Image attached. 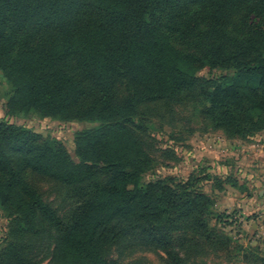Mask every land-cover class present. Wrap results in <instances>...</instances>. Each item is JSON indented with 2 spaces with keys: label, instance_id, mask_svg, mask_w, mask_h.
Returning a JSON list of instances; mask_svg holds the SVG:
<instances>
[{
  "label": "trees",
  "instance_id": "obj_1",
  "mask_svg": "<svg viewBox=\"0 0 264 264\" xmlns=\"http://www.w3.org/2000/svg\"><path fill=\"white\" fill-rule=\"evenodd\" d=\"M0 70L8 113L99 122L77 133V163L0 121V205L18 219L0 264H117L111 249L129 241L186 264L181 233L208 232L215 201L189 182L141 183L154 159L133 118L196 89L228 135L264 130V0H0ZM36 177L70 189L67 214Z\"/></svg>",
  "mask_w": 264,
  "mask_h": 264
},
{
  "label": "rangeland",
  "instance_id": "obj_2",
  "mask_svg": "<svg viewBox=\"0 0 264 264\" xmlns=\"http://www.w3.org/2000/svg\"><path fill=\"white\" fill-rule=\"evenodd\" d=\"M225 73L205 68L198 75ZM9 92L10 84L0 70V121L61 141L72 159L80 162L75 137L82 130L99 126V122L65 121L34 109L8 113ZM207 105L195 89L184 91L176 101L159 100L140 106L132 125L154 159L141 183L172 178L189 182L214 199L207 219L208 232L181 233L185 237L180 251L186 264H264V130L230 136L205 114ZM35 181L59 213L69 212L73 199L68 187L47 178L36 177ZM17 222L0 205V247ZM41 250L47 263L50 258L44 244ZM109 258L117 264H172L165 251L131 241L113 247Z\"/></svg>",
  "mask_w": 264,
  "mask_h": 264
}]
</instances>
